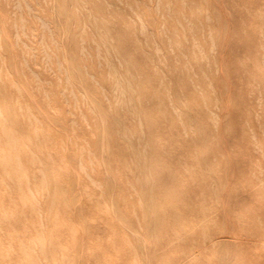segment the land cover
Returning <instances> with one entry per match:
<instances>
[{
	"label": "rangeland",
	"instance_id": "374dc122",
	"mask_svg": "<svg viewBox=\"0 0 264 264\" xmlns=\"http://www.w3.org/2000/svg\"><path fill=\"white\" fill-rule=\"evenodd\" d=\"M0 264H264V0H0Z\"/></svg>",
	"mask_w": 264,
	"mask_h": 264
},
{
	"label": "bare ground",
	"instance_id": "6f19581e",
	"mask_svg": "<svg viewBox=\"0 0 264 264\" xmlns=\"http://www.w3.org/2000/svg\"><path fill=\"white\" fill-rule=\"evenodd\" d=\"M10 139L14 141V143H15L14 145L17 144L18 141L15 140V138L11 137ZM5 163H6V164H7V163H8V164H9V163L11 164V163H12V159H11V158L6 159ZM19 167H20V166H19ZM19 169H21V168H18V167H15V168H14V170L17 171V172L19 171Z\"/></svg>",
	"mask_w": 264,
	"mask_h": 264
}]
</instances>
